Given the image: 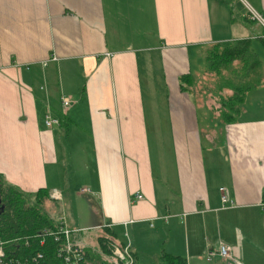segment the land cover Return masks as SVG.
<instances>
[{"label":"crops","instance_id":"crops-1","mask_svg":"<svg viewBox=\"0 0 264 264\" xmlns=\"http://www.w3.org/2000/svg\"><path fill=\"white\" fill-rule=\"evenodd\" d=\"M224 1L0 0V176L23 192L59 191L56 216L73 231L74 244L83 229L64 217L63 192L72 201L86 197L92 227L110 225L120 242L126 231L134 264H159L161 253L185 264H233L216 254L205 260L219 243L239 264H264V39L239 4L234 12ZM217 6L216 28L210 17ZM257 6L264 11L262 0ZM146 16L156 40L148 48L140 45ZM240 40L248 43L245 55L216 76L219 90L208 99L223 123L221 149L210 150L200 142L193 101L177 81L188 75L195 47ZM239 85L242 101L231 115L226 103ZM144 87L164 89L163 119L147 117ZM61 96L69 98L66 111ZM224 113L234 120L225 122ZM47 115L58 126L45 129ZM150 130L159 137L157 162L146 140ZM71 136L75 142L85 136L93 148L84 165L89 189L70 186L64 171L61 185L50 179L51 166L58 167L55 181L63 169L55 162L56 144L70 168ZM219 188L230 202L225 207Z\"/></svg>","mask_w":264,"mask_h":264},{"label":"rangeland","instance_id":"rangeland-1","mask_svg":"<svg viewBox=\"0 0 264 264\" xmlns=\"http://www.w3.org/2000/svg\"><path fill=\"white\" fill-rule=\"evenodd\" d=\"M245 1L257 13L261 12L260 7L257 6L260 0H245ZM224 2L226 3L225 4L226 6L228 4L232 5L231 11H234V12L239 11L238 9H236L235 4H238L236 0H225ZM218 11H220V6L215 7L214 15H211L210 17L212 26H215L216 28L220 20ZM210 13H211V8H210ZM224 26L226 25L224 24ZM143 31L145 32L144 39L146 40L140 41V45L146 48L152 47L155 44L156 40L154 41V39L151 38V32L149 31L147 16H146V23L144 24V27H143ZM143 31L140 32V34H143ZM262 37H263V31H262ZM210 50H211V46L210 47H201V46L195 47L192 51L193 57H192V60L190 61V67L187 71L189 79L187 81L184 79H181V80L178 79L177 82H178V85L182 87V93H186V95L189 98H191L193 101L192 106L195 109V112L197 114V119H198V130L200 134H203L199 136L200 142L202 143L203 146H206V148L208 147L211 150L212 147H215L216 148L215 150L218 151V149H221L220 147L223 142V135L222 136L220 135V127L221 125H223V123L221 119L216 116L215 112L211 113L209 111L210 107L208 105V99L212 98L211 95L217 94L219 90L218 87L221 84V82H219V78H217L214 75V72L209 71L210 66L205 58H206V55L210 53ZM140 58H143V57L141 56ZM213 67H220V69L218 70V74L224 71V69L222 68L220 64L219 65L215 64ZM149 75H150L149 72H143L142 79H147ZM155 76L157 79L156 73H155ZM141 91H142V95L144 96V101H145L144 111L146 112L147 117L153 119L157 113H160L163 119V117H165L164 114L167 111V104L164 99L165 97L164 89L161 87L160 88L144 87V88H141ZM176 91L178 93L177 89ZM157 99L158 100L161 99L162 102L159 104H156L154 101ZM40 125H41L40 127H42V121L40 122ZM162 132L165 133V131H162ZM207 136H210L211 141L208 140ZM85 138H86L85 136H82V138L77 139L76 142H75L76 140L75 136H71L68 139V149L66 152L65 160H66V163H69L70 168H66L65 161H63L64 158L62 159V156H61L62 149L61 147L59 148V146L56 144L55 162H58L59 165L63 167V169L62 168L60 169V173H59L60 181H58V179L57 181H55V178H54V174L57 173L58 167L53 165L48 169L50 172V179L52 178L51 179L52 181L59 182V183L61 182L60 183L61 185L63 181L62 171H64L65 178H66V173H71L70 178L67 176L68 179L70 180L69 182L70 186L77 184L78 187L88 188L87 185L83 184L87 177V174L84 171V165L90 163V160L93 154L92 153L93 148L89 143H87ZM146 140H147V143L150 144V151H151L152 159L153 161L157 162V160L160 159L159 158L160 153L155 147V144L159 143V137L153 135V132L150 130L148 136H146ZM161 141H162V144L167 145L169 144V137L163 136L161 137ZM56 142H57V139H56ZM165 148H167V146H165ZM208 152L210 153V151ZM163 154H164L165 160L167 159L170 160L169 153H167L166 151H163L161 155ZM71 166L73 168H71ZM51 186H54V188L58 187L56 183H52ZM78 187L76 189H78ZM19 191L24 194L26 203L32 204L31 202L33 201V197H34L33 193L23 192L21 190ZM63 193L65 196L64 203L66 204L63 210V214L65 216L64 215L63 216L66 217V220L69 224L74 223V221L77 220L79 223L75 226L79 230L83 229V231L80 234H78L79 241L77 243L83 247H95L96 238L101 236V231L99 229H96L98 227H92L94 224L91 225L90 223L92 222L91 218L94 217V212H90L88 210V205L85 200L86 197H77L72 201V199L67 198L68 193L66 192H63ZM44 205L46 206V211L49 217H51L52 219L56 218L57 217L56 215L60 213L59 211L60 205H58V203L52 202V201L50 202L46 201ZM100 225H101L100 222L97 223V226H100Z\"/></svg>","mask_w":264,"mask_h":264},{"label":"trees","instance_id":"trees-1","mask_svg":"<svg viewBox=\"0 0 264 264\" xmlns=\"http://www.w3.org/2000/svg\"><path fill=\"white\" fill-rule=\"evenodd\" d=\"M264 6V0H262ZM264 15V11L261 12ZM247 41L240 40L233 43H223L211 45V50L206 55V61L209 63V71L214 72L215 76H218V70L220 67H213L221 65L226 68L227 65L234 60H239L247 51ZM210 47V46H209ZM179 80H188V75H183L178 78ZM180 91L182 87L179 85ZM242 86L235 87L233 90L234 95L226 103L227 112L229 113L231 108L234 109V114L238 113L237 106L241 104ZM224 113V121L230 122L234 120V116ZM32 204H27L24 194L18 189L9 186L4 182L0 176V239L10 241L11 239H17V245L6 246L7 252H12V255L16 257H31L36 253L43 255L45 259H50L57 245L53 242L52 237L40 236L42 231H53L55 227V218L49 217L46 206V201L50 202L48 198V191L45 188L37 189L33 192ZM264 201V196L263 199ZM102 236L97 237L96 247L83 248L86 257L87 264H106L102 260V256L95 253L97 250L102 255L105 252L102 247L103 241L109 236L115 241V236L107 229H102ZM27 240V244H24V240ZM41 239L43 243L40 245ZM159 264H185L184 260L179 257L170 256L165 253H161L159 257ZM49 263V261H48Z\"/></svg>","mask_w":264,"mask_h":264},{"label":"built area","instance_id":"built-area-1","mask_svg":"<svg viewBox=\"0 0 264 264\" xmlns=\"http://www.w3.org/2000/svg\"><path fill=\"white\" fill-rule=\"evenodd\" d=\"M238 4L243 8L247 18L256 23L261 30L263 31L264 37V15L260 12L257 13L253 10L245 0H236ZM106 56H110L106 54ZM50 60H53L50 58ZM41 66H45V63H42ZM59 105L61 111H66L70 105L68 97L61 96L59 99ZM58 119L47 115L44 117L43 126L45 129H49L52 126H58ZM218 192L220 194V204L221 207H225L230 202L227 198L226 191L223 188H219ZM79 193L82 195H89L90 192L88 189H80ZM48 198L52 202L61 201V194L59 191L51 190L48 192ZM136 200H140L141 196L137 194L134 197ZM110 225H104L101 229H110ZM75 233L77 231H74ZM73 231L69 230L66 226L65 219L62 216H57L55 218V227L51 231H42V237H52L53 242L57 245L55 251L53 252L50 259H45L42 254L36 253L31 257H16L12 255V252L8 253L6 246H15L17 245V239H11L10 241H5L0 239V264H87L85 252L83 246L76 245L71 240V235ZM123 240L120 242L118 240L113 241L109 236L102 243L103 250L105 255H102L100 252L95 250L94 252L102 256V260L106 264H134V258L131 251V243L129 237L124 230L122 233ZM40 245L43 243L41 239ZM24 244H27V240H24ZM230 249L223 245L222 243L218 244L216 253L213 251H208L206 253L205 260L210 261L216 254L218 257L226 260H230L233 264H239L234 261L230 255ZM49 261V263H48Z\"/></svg>","mask_w":264,"mask_h":264},{"label":"flooded vegetation","instance_id":"flooded-vegetation-1","mask_svg":"<svg viewBox=\"0 0 264 264\" xmlns=\"http://www.w3.org/2000/svg\"><path fill=\"white\" fill-rule=\"evenodd\" d=\"M0 210H2V208Z\"/></svg>","mask_w":264,"mask_h":264}]
</instances>
